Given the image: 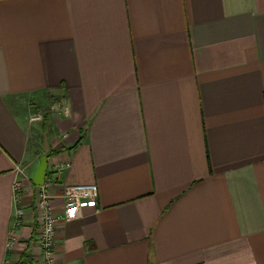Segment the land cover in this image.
I'll return each mask as SVG.
<instances>
[{"label":"crops","instance_id":"obj_1","mask_svg":"<svg viewBox=\"0 0 264 264\" xmlns=\"http://www.w3.org/2000/svg\"><path fill=\"white\" fill-rule=\"evenodd\" d=\"M43 152L98 188L57 264H264V0H0V264L36 263Z\"/></svg>","mask_w":264,"mask_h":264},{"label":"built area","instance_id":"obj_2","mask_svg":"<svg viewBox=\"0 0 264 264\" xmlns=\"http://www.w3.org/2000/svg\"><path fill=\"white\" fill-rule=\"evenodd\" d=\"M66 103V102H65ZM62 113L66 114L68 109L66 104H62ZM51 108H54L51 105ZM59 108V109H60ZM42 110L31 111L28 120L31 122L41 121L44 117ZM64 164L55 166L53 170L55 173L64 167ZM22 173V169L19 168ZM52 179H45L42 185H38L35 195V207L37 211V226L32 238V244L38 248L35 264H57L55 257V232L59 222H67L77 219L81 216L84 208L91 205L98 195V188L96 184H73L66 185L60 192H54L51 189ZM21 181L16 179L13 183V190L17 193L21 190ZM60 198L62 206L60 211L56 212L53 206V200ZM17 219L14 226L19 225L22 211H17ZM14 237L8 242L9 248L13 244ZM6 260L4 264H9Z\"/></svg>","mask_w":264,"mask_h":264},{"label":"water","instance_id":"obj_3","mask_svg":"<svg viewBox=\"0 0 264 264\" xmlns=\"http://www.w3.org/2000/svg\"><path fill=\"white\" fill-rule=\"evenodd\" d=\"M47 153L43 152L39 156V163L31 177V180L36 185H42L45 181V174H46V168H47Z\"/></svg>","mask_w":264,"mask_h":264},{"label":"rangeland","instance_id":"obj_4","mask_svg":"<svg viewBox=\"0 0 264 264\" xmlns=\"http://www.w3.org/2000/svg\"><path fill=\"white\" fill-rule=\"evenodd\" d=\"M34 104H35V107L34 108H32V110L31 111H37V110H42V112H45V107H43V106H45V105H43V106H41V105H39L38 104V102H34ZM62 104H66L65 103V100H64V98H59V99H57L55 102H52L51 103V105H53L54 106V109H56V108H60L61 106H63ZM50 106V105H49ZM48 106V107H49ZM60 110H61V108H60ZM62 111V110H61ZM44 115H45V113H44ZM46 178V177H45ZM47 179V178H46ZM48 180V179H47ZM53 182V181H52ZM51 187H52V184H51ZM38 188V187H37ZM52 189V188H51ZM53 190V189H52ZM37 191V190H36ZM36 195V194H35Z\"/></svg>","mask_w":264,"mask_h":264}]
</instances>
